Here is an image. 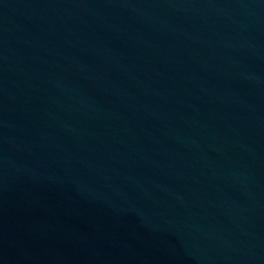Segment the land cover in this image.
<instances>
[{"label":"water","instance_id":"water-1","mask_svg":"<svg viewBox=\"0 0 264 264\" xmlns=\"http://www.w3.org/2000/svg\"><path fill=\"white\" fill-rule=\"evenodd\" d=\"M0 264H264V0H0Z\"/></svg>","mask_w":264,"mask_h":264}]
</instances>
